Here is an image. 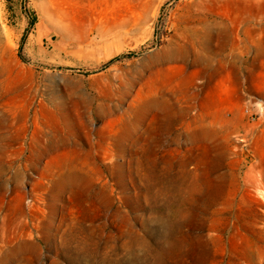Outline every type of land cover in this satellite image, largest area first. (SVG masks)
Listing matches in <instances>:
<instances>
[{"label": "rangeland", "instance_id": "obj_1", "mask_svg": "<svg viewBox=\"0 0 264 264\" xmlns=\"http://www.w3.org/2000/svg\"><path fill=\"white\" fill-rule=\"evenodd\" d=\"M0 264H264V0H0Z\"/></svg>", "mask_w": 264, "mask_h": 264}]
</instances>
